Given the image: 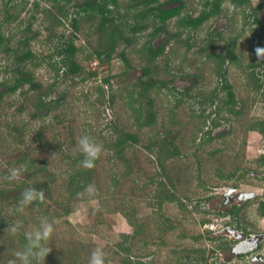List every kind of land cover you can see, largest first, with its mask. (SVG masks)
Wrapping results in <instances>:
<instances>
[{"label": "trees", "instance_id": "16d2710c", "mask_svg": "<svg viewBox=\"0 0 264 264\" xmlns=\"http://www.w3.org/2000/svg\"><path fill=\"white\" fill-rule=\"evenodd\" d=\"M40 2L45 3V8L42 10L44 17L42 22L45 24L44 29L47 35L43 42L50 46L55 39H58L59 43L53 47L52 55L48 56L51 61H46L45 58L47 62L45 64L53 73V81L45 83V89L34 80L33 71L44 61L38 60L30 48L31 42L38 38L39 32L32 31V21L23 28L19 27L23 22L22 14L29 12V10L26 11L29 1L4 0L0 8V28H9L8 26L14 22L18 24L12 35H7L6 29L4 32L0 31V51L7 55L11 65H14L12 77L0 80V116H3L6 121L4 130L0 134V147L2 151L3 149L11 152L20 151L11 169L19 168V175H23L21 182H11L5 179L4 173H0L2 178L0 179V198L7 199L0 210V264H7L9 259L14 258V252L23 248L26 243L24 232L31 231L38 224V218L41 216L46 217L54 227V232L47 242L51 251L45 258L44 264H88L93 250L91 251L88 246H86L88 249L86 247L81 249L76 229L71 227L67 218L81 204L97 199L99 208L95 209V214L91 213L95 226L100 225L102 222L100 218L104 214L113 211L121 213L136 228L133 235L121 236L127 241V245L117 243L113 247L112 254L108 253V256H105L106 264L110 260H116L119 264H146L140 261L141 255H132L134 250L139 249L136 236L140 235L141 230V234L144 231L138 221L132 220L127 214L126 211L130 207H126V195L117 199L113 192L111 199L118 203L110 211L109 207H106L108 199L100 195V182L108 180L112 188L118 190L126 179L131 178L135 184L143 182L140 176H144L145 181L140 190L156 184L153 199L156 209L160 211L164 203L178 204L183 207L181 204L183 198L177 197L178 189L181 190L179 196L185 197L188 201V194L192 192L191 182L200 181L203 175L208 177L212 170L213 176L218 179L229 180L230 176H234L235 172L232 169L228 172L225 166L237 164L236 161L240 158L237 153L227 156V150L215 147L206 152L203 157L201 152V156L197 154L198 147L196 149L194 146L195 139L203 130L208 116H204V109L200 110L197 116H193L194 112L190 113V116L187 115L186 110L193 105L188 99L194 100L203 108L206 105L214 106L216 100L220 98V103L219 105L217 103L214 110L216 118L211 122L213 129L220 126L218 122L220 114L224 113L237 119L239 126L245 131H258L264 137V118L251 115L253 106L258 101L264 102V91H260L262 84L253 71L255 67L262 66L264 61L250 62L245 67L240 66L239 56L235 52L236 45L224 42L225 36H230V40L235 38L237 33L234 37L232 36L233 26L228 24L229 31H232L230 33L227 31L210 33L209 30V25L226 13L224 4H229L234 10L242 9L243 20L252 18L257 29L264 30L262 27L264 16L259 15L263 4L252 8L251 0H200V9L190 10L187 8L186 0H34L30 11L38 12ZM247 7L251 9L250 15H246ZM70 8H75V11H70ZM31 19H35V16L31 15ZM65 22L72 31L71 37L67 39H64L63 32L57 31L65 25ZM205 26L204 38L190 44L189 40L198 37ZM79 34L89 46L86 56L88 60L95 57L99 62L110 63L113 59H119L125 66V71L120 73L129 72L139 66L143 72L140 79L134 83L135 86L128 89L126 97H118L121 100L119 102H116L117 97L106 89L110 90L111 79L120 75L105 76L94 86L93 93L99 95V101L103 103L106 100L116 113L112 129L118 133V137L102 147L103 151L91 169L81 166L83 154L77 148V138L87 134L85 130L79 131L80 134H74V130L69 129L68 136L70 143L74 145L75 153L73 155L63 153L64 141L59 139L56 124L61 125L66 121L65 115L57 112L67 95L63 93L56 100L49 99L57 88L59 75L74 77L83 75L85 72V67L76 59V55L83 52L75 45V39ZM186 34L188 38L182 41ZM161 38H164L161 43L154 46L153 42ZM141 39L144 41L141 42ZM257 40L256 45L246 41L250 46L249 53L260 56L264 53V37H258ZM171 43H179L188 51L197 46L199 54H203L208 61H213L216 67L212 70V76L219 77L222 83L221 90L216 87L210 92H205L200 85L202 79L199 74L200 69L198 72L194 69L190 74L187 73L186 67L179 68L185 77H193L196 83L195 88H186L183 92L176 91L170 86V82L159 78L161 69L159 60L166 56L165 62L161 64L162 67L165 69L171 65L170 56L165 55ZM255 47H259V50L255 51ZM216 48L218 50L220 48L221 51L213 53L212 50ZM54 55L60 58L58 62H52ZM132 55L135 57L139 55L140 65H136ZM227 61L231 64L230 66L236 63L240 64L241 69L245 68L244 71L242 69V74L247 77L245 95L236 96L232 85L227 81L228 69L224 65ZM7 70V68L4 69V72ZM88 76L96 80L97 75L89 73ZM86 80L87 78L81 77L80 82L84 83ZM250 89L255 93L254 95H248ZM18 91L21 96L19 100H22L21 105L16 109L17 114H11L9 117L4 112V106H7V110L13 106L12 97ZM222 91L225 93L224 96L221 95ZM155 92L156 94L166 92L173 96V102L168 100L173 105L167 108V115L156 109V103L152 97ZM192 92L195 95L192 96ZM31 93L34 95L31 96ZM87 95L90 94L87 93ZM87 98L89 97H86V100ZM238 104L240 107L237 106ZM24 113L29 121H45V127L41 125L33 141H30L36 146L29 144L23 137L27 124L25 118L22 119ZM17 115L20 116L19 122L16 120ZM165 115L167 124L163 120ZM130 116H133L132 122ZM193 117L197 118V121L190 126L189 130L186 125L192 122ZM184 118L189 121L185 123ZM158 121L162 122L163 126L160 133L155 128ZM68 122L72 124L70 119ZM152 128L154 129L151 131ZM147 130L151 132L147 133ZM183 131L189 132L187 134L194 138L187 140L184 136L182 137ZM145 132L146 135L143 134ZM16 133L21 136L17 137ZM205 136L203 143L218 138V136L212 137L210 131L206 132ZM142 141L146 142L143 146ZM44 149L45 158L41 155ZM190 149H194L192 153L187 152ZM143 154H146V158L149 159L146 169L141 167L139 161ZM190 154L194 156L188 162L194 164V167L186 162ZM260 160L261 165L264 166V157ZM119 162L124 165L123 171H116ZM90 184L95 187V193L91 197L87 194L80 195ZM195 187L201 188L200 183ZM28 188L44 191L45 197L21 209L18 207L19 201L23 191ZM174 191H177L176 194ZM204 222L202 221L201 224ZM10 226H16L18 231L16 233L7 231ZM59 227H63L58 230L62 235L56 236L57 238L52 237ZM160 228H163V232L171 229L167 226ZM193 239L195 240L194 237Z\"/></svg>", "mask_w": 264, "mask_h": 264}, {"label": "rangeland", "instance_id": "374dc122", "mask_svg": "<svg viewBox=\"0 0 264 264\" xmlns=\"http://www.w3.org/2000/svg\"><path fill=\"white\" fill-rule=\"evenodd\" d=\"M4 0H0V8L2 6ZM6 1V0H5ZM29 5L27 6V10L29 12L22 14L21 19H23L22 24L19 27H25L27 23H32V31L39 32V36L36 40L31 43V50L36 55L38 60H43V64L39 68H34V80L43 86L45 89V83H49L53 81V73L47 67L46 61H51L48 56L52 55L53 47L58 45V39H55L50 46H47L43 41L45 40V36L47 32L44 27L45 24L42 22L44 17L42 16V10L45 8V3L40 2V6L38 12L30 11L32 9V2L34 0H28ZM188 9L199 10L200 0H186ZM259 4H263L261 9L260 16H264V0H251V6L254 8ZM226 8V13L220 16L216 21H213L211 25H209L210 33H217L220 31H229L228 24L233 26V34L232 36L235 38L230 40V36H225L226 44L236 45V55L239 56L240 64H234V66H227V81L232 85L234 92L237 95L243 94L246 92V83L247 77L243 75V71L245 68L240 66H244L248 63L264 61V53L260 56L257 54H250L248 50L249 45L247 41H254L255 35H260L264 37V30L258 31L257 26L252 22V18H247L243 20L242 9L234 10L229 4H224L223 8ZM70 11H75V8H70ZM251 9L247 7L246 15H250ZM1 14V12H0ZM31 15L35 16V19H31ZM1 20V16H0ZM17 22L12 23L9 28H0V31L4 32L6 29L7 35H12V32L16 31L18 26ZM264 28V23L263 26ZM13 29V30H12ZM205 30L202 31L198 37L195 39H190L189 42L196 43L199 42L200 38H204ZM59 32L64 33V39L71 37L72 31L68 26L67 22L65 25L61 27ZM195 37V36H194ZM188 38V34L182 38V41ZM232 38V37H231ZM162 39H157L153 42L154 46H157L161 43ZM247 40V41H246ZM144 40L141 39V42ZM246 42V43H245ZM75 45L82 49L83 52H79L76 55V59L85 67V72L80 76H61L59 75L57 80L56 89L49 96V99L56 100L63 93L67 95L66 98L62 101V107H60L57 113H63L66 117V121H64L61 125L56 124V130L59 136V139L64 141L63 144V153L68 155H73L75 153L74 145L72 142L70 143L69 129L72 128L74 130V134H80L79 131L85 130L87 135L93 138V140L99 143L102 147L109 142L114 141L118 137V133H116L112 129L115 111L110 108L107 104L106 100L99 101V95L93 93V88L97 83H100L101 79L105 76L110 75H120L116 78L111 79L112 88L106 91H110L113 93L115 97L123 96L126 97V93L128 89L132 88L134 83L140 79L143 75L140 66L130 70L129 72L125 71V66L122 61L119 59H113L111 62L102 61L99 62L95 57L92 59H87L89 46L82 38V35L79 34L78 38L75 39ZM195 45V44H194ZM166 54L169 55L170 59L169 63L171 64L168 68H163L162 63L165 62L166 56L161 58L159 68L160 72L158 77L166 82H170V86L173 87L178 92H183L186 88H195V80L193 77H185L182 74L180 67H186L187 73H192L194 69L198 72L202 77L200 80V85L202 86L205 92H210L216 87H219L221 90L222 83L218 76H212V70L216 67V64L213 61H208L204 58L203 54H199L197 50V46L192 47L189 51L186 50V47L177 43H171L170 46L166 49ZM216 48L213 49L212 52H220ZM203 56V57H202ZM3 52L0 51V80L5 78H11L12 72L14 70V65H11L10 60L7 58ZM133 60H135L136 65H140L139 55L137 57L133 56ZM52 62H58L59 57L55 55L52 57ZM131 57H129L130 59ZM13 64V63H12ZM240 65V66H239ZM263 66L254 69L253 71H257L259 78L262 82V91H264V77L261 76V71L264 70ZM173 66L176 68H173ZM192 66V68H191ZM8 69L7 72H4V69ZM248 70V69H247ZM260 72V73H259ZM89 73H96V80L93 78H89ZM120 73V74H118ZM81 77L87 78V80L83 83L80 82ZM217 77V78H216ZM135 86V85H134ZM245 88V89H244ZM26 89V87H25ZM260 89V91H261ZM138 91V90H137ZM223 92V91H222ZM241 92V93H239ZM34 93V92H32ZM31 93V96L34 95ZM90 94V95H87ZM255 93L250 89L248 91V95H254ZM191 95H195V93H191ZM222 96L225 95L223 92ZM19 91L12 97L14 104L13 106L7 110V106L5 105V114L9 117L11 114H17L16 109L21 105ZM86 97L87 98L86 100ZM155 103L156 109L158 112H162V114L167 115V108L170 105L168 100L174 101L173 96L170 94H166V92H161L159 94L154 93L152 95ZM18 101L16 102V100ZM9 100V99H8ZM12 100V99H10ZM9 100V101H10ZM121 101L118 99L119 102ZM193 103L192 107H188L186 110L187 115L190 116V113L193 116H197L200 110L204 109V116H208L203 127V130L199 132L197 138L195 139L194 146L198 147L197 154L202 157L205 156V153L214 149L215 147H219L220 149L227 150L226 154H235L240 156V158L236 161V163H232V165L228 164L225 168H228V172L232 169L235 173L239 171V169L248 166L254 168L253 161L264 152V138L255 131H245V129L239 126V121L235 119L231 115H227L224 113L220 114L219 118V127L216 129L212 128V120L216 118L214 114L215 107L218 103H220V98L216 100V104L214 106L206 105L203 108L192 99H188ZM264 102L258 101L255 106L252 108L251 115L255 117L264 118ZM145 106V105H143ZM187 106V105H186ZM146 107V106H145ZM171 107V106H170ZM117 112V111H116ZM165 115L164 121L166 123L167 116ZM18 116V115H17ZM223 116V117H222ZM226 116V117H225ZM122 117V116H121ZM131 117V122L133 121V116ZM25 118L26 130L23 131V137L29 144H33L30 141H33L37 130L41 127V125H45V121L34 120L29 121L28 116L24 113L22 119ZM123 118V117H122ZM68 119L71 120L72 124L68 122ZM187 119V116H186ZM16 120L20 121V116L16 118ZM192 122L186 125V128L190 130V126L197 121V118L193 117ZM185 123L189 120H185ZM5 122L3 116H0V134L4 130ZM162 122L158 121L156 124V129L160 133L163 127L161 125ZM167 124V123H166ZM45 127V126H44ZM10 129V128H8ZM150 129V127L148 128ZM154 128L151 129V131ZM148 131V130H147ZM148 131L147 133H150ZM210 131L211 136H218L217 139L213 141H204L205 133ZM143 133L144 135L147 134ZM189 132L183 131L182 137L184 136L187 140H192V136L187 134ZM17 137H20L18 133H16ZM79 138H77L78 141ZM200 142L202 143L200 145ZM142 146L144 141L141 142ZM193 144H191V147ZM200 145V146H199ZM141 147V146H139ZM202 149V151H201ZM194 149H190L187 152L192 153ZM232 150V151H231ZM145 151V150H144ZM20 151L11 152L0 147V173H4V175H8L11 171V166L18 159ZM42 157L45 158V149L43 153H41ZM145 155V157H144ZM200 155V156H201ZM194 155H189L186 160L187 163L190 164L191 167H194L191 161ZM243 156V159L241 157ZM199 157V156H198ZM140 165L143 169L149 165V159L146 158V154L139 159ZM53 165H55L53 163ZM124 165L122 163H118L116 166V171H123ZM150 171V170H149ZM45 176V175H44ZM143 182H136L135 184L132 182L131 178L123 181L118 190H114L112 188L110 181L104 180L100 182V190L101 196L108 199L106 203V207H109L110 211L116 207L118 201L111 199L112 194H116L115 198L119 199L122 196L126 195L125 202L126 207L129 208L126 212L133 220H137L138 223L143 227V231L140 235L136 236V240H138L139 249H136L132 252V255H141V262L146 264H220V258L218 254L212 252V248L221 243V241L216 240L217 236H209L208 233L216 231L218 226L225 222L222 217V212L224 213L229 209L231 200L224 197L223 190L224 185L229 183L226 179H218L216 176H213V170L211 174L206 177L203 175L200 181H192L191 188L192 192L188 194L189 200H185V197L179 196L181 190L178 189L179 198H183L181 200V204L183 207L178 206V204H170L164 203L161 210L158 211L156 209V205H154V190L155 186L150 185L144 190H140V187L144 183V176H140ZM0 179H2L0 177ZM23 180V175H19L16 180H11V182H21ZM1 183V180H0ZM185 184V182H183ZM200 183L201 188H196L195 186ZM258 187H251L249 190L243 186L246 190L253 192L255 191L258 195H262L264 198V181L262 183H255ZM137 185V188H136ZM204 189V190H203ZM203 191V192H202ZM114 192V193H113ZM177 192V191H176ZM174 191V193L176 194ZM6 200H1L0 198V210L6 204ZM232 203V202H231ZM99 208V200H92L87 204H81L80 207L73 212L67 219L71 223V227L75 228L76 233L78 234L79 244H81V249L88 246L90 250H94L96 248L103 249L106 253L105 256H108V253L112 254L113 247L117 243H121L123 245H127V241H125L121 236L123 235H133L135 232V227L132 226L119 212H113L104 214L100 220L102 221L100 225L95 226L94 218L91 217V213L95 214V209ZM246 214V213H245ZM243 214L247 219L245 221H249L253 224L256 232L264 233V217L258 214V211ZM163 215V216H162ZM167 218V221L165 219ZM228 219L226 218V221ZM202 221L210 222L206 225L201 224ZM160 223V225H159ZM161 226L171 227L169 231L163 232L160 228ZM63 227H59L52 237H56L62 235L60 229ZM160 229V230H159ZM221 230L219 231V233ZM195 238V240L193 239ZM57 238V237H56ZM67 241V239H65ZM52 243V242H51ZM145 244V246H143ZM87 248V247H86ZM88 249V248H87ZM211 253H210V252ZM226 251H229L227 249ZM264 253V248L258 252V254ZM81 255V254H79ZM201 255L204 257V261L201 260ZM250 257V256H249ZM230 264H253L249 258H242L241 260H232L229 262ZM108 264H119L116 260H110Z\"/></svg>", "mask_w": 264, "mask_h": 264}, {"label": "flooded vegetation", "instance_id": "af4514ba", "mask_svg": "<svg viewBox=\"0 0 264 264\" xmlns=\"http://www.w3.org/2000/svg\"><path fill=\"white\" fill-rule=\"evenodd\" d=\"M260 30L259 28L258 31ZM258 37L261 36L255 35L254 41L250 42L256 45ZM254 50L258 51L259 47H255ZM224 65L229 66L231 64L227 61ZM262 66L255 67V69ZM254 73L257 80L262 84L258 72L255 71ZM261 76L264 77V70L261 71ZM237 106L240 107V104ZM255 132L259 133L258 131ZM262 157H264V152L253 161L254 168H251L249 166L251 164H249L239 169L234 176H230L229 183L224 185L221 191L224 193L223 196L231 200L232 203L230 202V207L227 211L222 212L225 222L218 226L216 231L208 233L209 236L215 237L219 234L216 240L221 241V243L212 248V252L218 254L220 264H230L231 259L241 260L242 258H249L253 264H264V253L258 254L262 247L264 248V233L256 232L253 224L245 221L247 219L243 215L258 211V214L264 217V198L255 191H248L251 187H258L255 183L264 181V166L261 165L262 161L260 160ZM243 186L248 187V190L243 188ZM226 218L228 219L227 221ZM205 222L203 225L210 223ZM220 230L221 232L219 233ZM227 249L229 251H226ZM201 260H205L203 255H201Z\"/></svg>", "mask_w": 264, "mask_h": 264}, {"label": "clouds", "instance_id": "9594fccd", "mask_svg": "<svg viewBox=\"0 0 264 264\" xmlns=\"http://www.w3.org/2000/svg\"><path fill=\"white\" fill-rule=\"evenodd\" d=\"M77 148L83 154V159L80 164L85 169H91L95 166V161L103 151L102 146L95 142L92 137L87 134L81 135L77 141ZM20 174L19 168H12L10 173L6 176L7 180H16ZM95 193V187L88 185L84 188L83 193L91 197ZM45 197V193L42 190L36 188L25 189L22 193V198L19 201L18 207L33 205V202L42 200ZM7 231L16 233L18 231L16 226H10ZM54 227L46 217H39L38 224L34 226L31 231L24 232V238L26 243L21 250L14 252V258L9 259L7 264H41V261H45V258L51 251L47 242L49 241ZM106 253L96 248L91 252L88 264H106Z\"/></svg>", "mask_w": 264, "mask_h": 264}, {"label": "bare ground", "instance_id": "6f19581e", "mask_svg": "<svg viewBox=\"0 0 264 264\" xmlns=\"http://www.w3.org/2000/svg\"><path fill=\"white\" fill-rule=\"evenodd\" d=\"M229 193V192H228Z\"/></svg>", "mask_w": 264, "mask_h": 264}]
</instances>
